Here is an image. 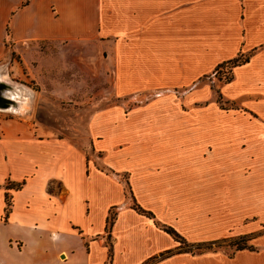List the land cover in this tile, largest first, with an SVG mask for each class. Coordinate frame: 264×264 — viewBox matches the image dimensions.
<instances>
[{
	"label": "crops",
	"instance_id": "obj_1",
	"mask_svg": "<svg viewBox=\"0 0 264 264\" xmlns=\"http://www.w3.org/2000/svg\"><path fill=\"white\" fill-rule=\"evenodd\" d=\"M244 4L0 0L1 65L33 59L43 42L97 41L115 97L90 122V156L2 125L0 264H264V232L232 256L193 254L158 226L218 238V223L202 228L203 202L220 203L221 218H264V0ZM241 54L223 88L240 108L203 106L201 77Z\"/></svg>",
	"mask_w": 264,
	"mask_h": 264
},
{
	"label": "rangeland",
	"instance_id": "obj_2",
	"mask_svg": "<svg viewBox=\"0 0 264 264\" xmlns=\"http://www.w3.org/2000/svg\"><path fill=\"white\" fill-rule=\"evenodd\" d=\"M208 1L211 0H203ZM238 1L244 13V0ZM38 49L33 59L24 63L15 54L13 58L19 62L4 58V65L0 64V134L2 125L20 123L37 135L67 139L90 156L95 152L89 133L90 122L97 112L115 102V97L109 94L111 83L108 74L103 72L104 69L109 71V63L97 41H78L69 45L43 42ZM216 68L201 77L202 89L211 90V96L203 100V106L216 102L219 109L240 108L236 103L226 101L223 95L225 84L233 77V68L226 66L219 71ZM2 77L7 83L1 82ZM155 92L143 91L142 100H147ZM126 188L131 197L128 185ZM203 204L202 228L208 234V230L213 229L209 226L218 223L225 232L214 240L194 243L179 234L185 238L180 244L184 250L198 254L200 243L214 241L209 251L230 255L237 252V246L251 245L258 234L264 232V218H221L214 208L220 203ZM158 226L166 228L161 223Z\"/></svg>",
	"mask_w": 264,
	"mask_h": 264
},
{
	"label": "trees",
	"instance_id": "obj_3",
	"mask_svg": "<svg viewBox=\"0 0 264 264\" xmlns=\"http://www.w3.org/2000/svg\"><path fill=\"white\" fill-rule=\"evenodd\" d=\"M248 60H249V56H243V55L241 54V55H239L238 57H236V58H234V59H232V60H228V61H225V62L219 64V65L217 66L216 70L219 71V70H221L222 68H224V67H226V66H230L231 68H233V67H235V66H238V65H240V64H243V63L247 62ZM231 79H232V76L228 79V81H231ZM228 81H227V82H228ZM8 186H10V184H9ZM10 210H11V201L8 200V198H7V206H6V208H5V215H6V216L9 215ZM139 210H141L142 212H144V213H146V214L151 215V213H149V212H147V211L141 209L140 207H139ZM165 229H166V231H167L168 233H170L172 236H174V238H175L179 243L183 244V242H184V241H183L184 238H183L181 235H179V233H178L174 228H172V227H166ZM213 243H214V241L208 242V244H206V243H200V244H199L200 253H202V252H204V251H207V250H211V249H212V245H211V244H213ZM201 246H204V247L202 248ZM200 247H201V248H200ZM244 248H251V246H250V245H247V244L239 245V246H237L236 251H237V250L244 249ZM233 254H234V253H233ZM233 254H230V255L232 256Z\"/></svg>",
	"mask_w": 264,
	"mask_h": 264
},
{
	"label": "bare ground",
	"instance_id": "obj_4",
	"mask_svg": "<svg viewBox=\"0 0 264 264\" xmlns=\"http://www.w3.org/2000/svg\"><path fill=\"white\" fill-rule=\"evenodd\" d=\"M1 82L7 83V80L2 77Z\"/></svg>",
	"mask_w": 264,
	"mask_h": 264
}]
</instances>
